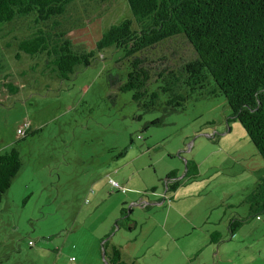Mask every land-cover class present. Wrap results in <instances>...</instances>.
<instances>
[{"label": "rangeland", "instance_id": "rangeland-1", "mask_svg": "<svg viewBox=\"0 0 264 264\" xmlns=\"http://www.w3.org/2000/svg\"><path fill=\"white\" fill-rule=\"evenodd\" d=\"M128 9L126 0H74L53 20L74 50L89 52L111 25L131 19ZM33 19L20 18L0 30V153L15 147L22 159V169L0 201V264H106L113 239L125 248L122 258L136 250L144 263L174 264L167 250L158 257L150 254L166 248L165 242L157 241L165 235L152 231L150 221L128 231V224L143 219L144 214L133 206L129 220L124 221L119 209L127 211L131 204H124L122 198L138 190L135 200L138 194L151 199L153 188L162 196L168 170L175 171L177 178L183 176L184 162L194 156L197 160L208 157L216 141L237 145L236 153L243 152V156L258 157L261 169L250 176L241 162L228 166L220 188L214 186L203 197L183 199L180 210L195 206L187 218L201 220L205 213L215 221L216 229L222 228L231 213L245 219L237 232L239 239L261 237L264 242V233L251 228L264 219V213L249 218L245 200L252 193L245 186L253 187L264 179V162L239 123L228 119L222 97L189 100L183 110L169 114L160 109L143 113L130 100V93L108 85V74L124 79L128 69L123 51L113 46L94 53L90 65L75 67L68 79H55L41 68L38 57L19 53L15 58L13 38L28 35ZM172 48L189 55V48L175 39L156 46L150 56L168 54ZM4 83L16 87V93H9ZM157 119L158 125L152 124ZM20 126L37 132L18 140ZM122 149L123 155L115 159ZM111 180L124 192L113 189ZM221 193L226 201L218 206ZM229 202L233 208H226ZM126 235L135 240L126 244ZM202 236L198 231L194 237ZM250 254L246 248L238 254L224 249L219 256L233 264H264L253 261ZM200 263L198 259L188 262Z\"/></svg>", "mask_w": 264, "mask_h": 264}, {"label": "trees", "instance_id": "trees-1", "mask_svg": "<svg viewBox=\"0 0 264 264\" xmlns=\"http://www.w3.org/2000/svg\"><path fill=\"white\" fill-rule=\"evenodd\" d=\"M73 1L0 0V30L14 20L34 18L28 35L13 38L18 52L15 58H19V53L38 57L43 70L55 79L65 80L75 67H88L94 53L113 46L123 51L128 69L124 79L108 74V85L130 93V100L143 113L160 109L163 114H169L183 110L189 100L222 97L230 113L228 119L239 123L264 162V0H126L131 19L111 25L89 52L74 50L64 37L65 32L53 20ZM175 39L182 40L189 48V55L179 54L172 48L168 54L150 56L156 46ZM8 46L11 45L6 43ZM36 66L37 62L31 68ZM3 86L11 94L17 91L11 85L4 83ZM158 123V119L152 122ZM36 132L26 128L17 139L25 140ZM123 153L124 149L115 159ZM20 155L15 147L0 153V201L22 169ZM184 168L179 178L175 171L164 176L163 195L167 200L181 182L190 183L197 177L194 161H185ZM245 200L249 218L264 213V179L258 180ZM129 214V209H119L124 221L129 220ZM244 222V218L236 216L228 219L229 236ZM219 238L215 233L209 237L213 243ZM105 261L106 264H135L123 262L115 247L110 249Z\"/></svg>", "mask_w": 264, "mask_h": 264}, {"label": "crops", "instance_id": "crops-1", "mask_svg": "<svg viewBox=\"0 0 264 264\" xmlns=\"http://www.w3.org/2000/svg\"><path fill=\"white\" fill-rule=\"evenodd\" d=\"M212 149L214 150H210L209 156L202 158V160H197L195 156L191 159L197 166V177H195V180L190 183L181 182V185L170 196V200H167V196L163 195L164 191L162 196H158L154 191L155 189L150 191L151 199H148L147 197L144 199V194H138V200H135V195L139 193L138 190L122 198L124 204H131L128 208L130 210V213L133 212L132 207L137 205L141 208L139 210L143 211L142 213L144 214L143 219L139 220V218H135V221H131L128 224V231L131 232L137 228V225L141 226L147 221H150L149 224L152 231H154L155 233L161 231V237L165 235L161 240L157 239V241L160 243L165 242L166 244L165 249L159 248L157 251H151L152 253L150 254L158 257L159 255H161L162 251L165 252L167 250L168 255L173 257L174 264H188L191 259H198V261L202 262L200 264H221L223 262H225L226 264H233L230 260H221V256H219V254L222 253L224 249H228V251L234 250V253L238 254L239 250H241L242 248H246L247 250H249L253 261L258 260L264 262V242L261 240V237H259V239L250 240H246L244 238L239 239V233L237 232L242 226L236 231L233 236H229L226 228V223L228 218H231L233 216H230L231 213L229 214L228 218L224 220L222 228L220 227V229H216L214 227L215 221H210V218L208 217V215H205V213L201 214V216L203 217V219L201 220H191L190 218H187V216L191 214V211L195 206L186 207L185 212L180 210V202L183 199L188 200L196 196L203 197L205 194L212 192L211 189H213L214 186L220 188L226 182L224 179V176L226 175L223 171L224 169L228 168V166L232 167V165L241 162V168L248 169V175L250 176L252 172H257L261 169V167H259L258 165V157L256 158L254 155L249 154L248 156H243V152L236 153V151L240 149L237 148V145L232 146L228 145V143L226 142L222 143L220 141H216ZM201 162L204 164H201ZM169 172H172V170H168L166 175ZM130 181L131 179L126 182H128L129 184ZM255 185L256 184L254 183L252 187L248 184L247 186H245L246 191L249 190L250 192H252L255 188ZM180 189L184 190L180 191ZM143 200L146 201L143 202ZM224 200L225 195L221 193L220 199L216 200L218 206L220 201L222 202ZM225 206L226 208H233L234 205H231V203L229 202L228 205ZM152 207H154L155 209ZM150 208L152 210H149ZM206 224H210L212 227H209V229H207L205 227ZM251 228L257 232L264 233V219L258 220L255 226L251 224ZM116 231H118V227ZM198 231L202 232L203 235L200 238L194 237L196 232ZM212 233L218 234L220 236L217 243H213L210 241L209 237ZM125 239L127 241L126 244H129L131 241L135 240V238L131 239L127 235ZM118 243L119 244L114 243L113 239L111 249L113 247L118 248L120 258L123 262L147 264L144 263V260H138V251L136 250L132 251L131 253H127L126 258H122V252L123 250H125V248L120 243V241ZM221 244H223V247H221ZM156 247L158 248L160 246H158L157 244ZM107 248L108 247L103 249L105 254ZM200 253H204L203 259L199 258ZM155 257H153V259L157 260V258Z\"/></svg>", "mask_w": 264, "mask_h": 264}, {"label": "built area", "instance_id": "built-area-1", "mask_svg": "<svg viewBox=\"0 0 264 264\" xmlns=\"http://www.w3.org/2000/svg\"><path fill=\"white\" fill-rule=\"evenodd\" d=\"M27 127L26 126H20L19 128L16 129V134L17 136H23V132L24 130L26 129ZM110 185L113 189H116V190H120L121 192H124V188L119 186L118 183L116 182H113V181H110Z\"/></svg>", "mask_w": 264, "mask_h": 264}, {"label": "clouds", "instance_id": "clouds-1", "mask_svg": "<svg viewBox=\"0 0 264 264\" xmlns=\"http://www.w3.org/2000/svg\"><path fill=\"white\" fill-rule=\"evenodd\" d=\"M17 135V134H16ZM17 137H20V136H17ZM112 181V180H111ZM114 182V181H113Z\"/></svg>", "mask_w": 264, "mask_h": 264}]
</instances>
